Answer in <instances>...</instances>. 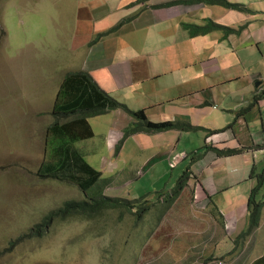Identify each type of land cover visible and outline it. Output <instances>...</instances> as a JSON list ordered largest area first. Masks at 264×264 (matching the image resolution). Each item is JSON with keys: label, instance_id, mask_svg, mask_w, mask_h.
<instances>
[{"label": "crops", "instance_id": "0c3cea01", "mask_svg": "<svg viewBox=\"0 0 264 264\" xmlns=\"http://www.w3.org/2000/svg\"><path fill=\"white\" fill-rule=\"evenodd\" d=\"M211 1H79L66 33L78 44L72 48L83 47L84 53L65 74L86 72L130 110H145L151 122L178 126L124 139L132 117L122 110L109 112L114 156H129L123 171L117 162L108 166L110 178L127 179L119 186L106 182L104 195L136 201L132 195L141 192L131 188L134 179H146L157 198L149 210L159 206L161 217L184 224L170 248L176 243L194 251L197 260L211 248L228 253L239 248L237 236L249 224V198L264 173V0H223L239 4L237 9ZM53 3L68 14V3ZM210 21L224 28L197 37L186 28ZM215 150L238 152L218 155ZM185 172L187 183L174 198ZM255 200L262 203L260 224L243 246L253 250L260 234L264 241V184ZM263 254L264 246L251 264Z\"/></svg>", "mask_w": 264, "mask_h": 264}, {"label": "rangeland", "instance_id": "374dc122", "mask_svg": "<svg viewBox=\"0 0 264 264\" xmlns=\"http://www.w3.org/2000/svg\"><path fill=\"white\" fill-rule=\"evenodd\" d=\"M55 1L0 0V264H251L264 246L261 234L254 250L243 247L248 236L242 233L233 253L211 248L197 260L194 251L176 243L170 248V240L185 231L184 224L179 218L161 217L164 211L159 206L147 210L139 221L124 209L102 210L91 217L69 214L53 219L40 234H31L66 202L87 199L73 183L37 176L47 155V129L54 120L51 111L59 87L84 53L83 47L72 48L78 44L66 34L72 14L84 0H58L70 5L68 14ZM61 19L63 25L57 26ZM111 121L109 112L90 118L94 138L75 147L107 183L119 186L127 177L116 182L106 170L117 162L123 171L129 154L114 156L115 142L108 137L114 133ZM134 180L131 188L141 192L132 195L135 210L150 208L157 198L148 181ZM214 254L218 258L206 263ZM187 255L193 256L189 262Z\"/></svg>", "mask_w": 264, "mask_h": 264}, {"label": "trees", "instance_id": "16d2710c", "mask_svg": "<svg viewBox=\"0 0 264 264\" xmlns=\"http://www.w3.org/2000/svg\"><path fill=\"white\" fill-rule=\"evenodd\" d=\"M211 3H219L226 8H239V4L223 0H214ZM186 28L191 37H197L224 27L210 21L205 26L187 25ZM230 32L232 31L226 30V33ZM116 110L126 112L134 121L125 130L124 139L138 133L156 134L178 127L172 122L154 123L149 121L145 110L131 111L125 104L120 103L101 90L94 79L86 72L66 74L51 111L54 120L47 129V155L37 170V176L41 179H54L73 183L81 189L87 199L82 202H66L62 209L49 214L43 223L36 225L31 234H40L43 230L49 228L53 219L66 217L69 214L82 213L87 217H91L102 210L124 209L139 221L150 209L146 207L138 211V209L135 210L133 201L104 195L106 181L102 179V172L97 171L87 163L82 152L75 147L78 142L94 138V131L89 122L90 118ZM215 151L218 155L238 152ZM187 180L188 173L185 172L173 190L174 198L184 189ZM263 184L264 173L259 175L258 185L252 190L249 198L250 217L247 230L243 234L244 238L249 236L260 224L262 203L257 202L255 197ZM92 189L95 191L91 193ZM88 192H90V195ZM252 264H264V254Z\"/></svg>", "mask_w": 264, "mask_h": 264}, {"label": "built area", "instance_id": "2783aa9c", "mask_svg": "<svg viewBox=\"0 0 264 264\" xmlns=\"http://www.w3.org/2000/svg\"><path fill=\"white\" fill-rule=\"evenodd\" d=\"M263 139H264V132H263Z\"/></svg>", "mask_w": 264, "mask_h": 264}]
</instances>
